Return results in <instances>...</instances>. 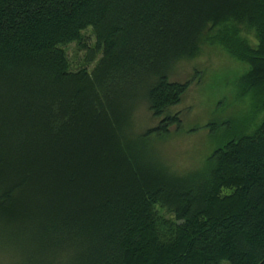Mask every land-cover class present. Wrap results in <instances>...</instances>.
Returning <instances> with one entry per match:
<instances>
[{
  "label": "trees",
  "instance_id": "obj_1",
  "mask_svg": "<svg viewBox=\"0 0 264 264\" xmlns=\"http://www.w3.org/2000/svg\"><path fill=\"white\" fill-rule=\"evenodd\" d=\"M205 37L264 111V0H0L2 264H264V121L185 173L146 150L181 128L169 73Z\"/></svg>",
  "mask_w": 264,
  "mask_h": 264
},
{
  "label": "rangeland",
  "instance_id": "obj_2",
  "mask_svg": "<svg viewBox=\"0 0 264 264\" xmlns=\"http://www.w3.org/2000/svg\"><path fill=\"white\" fill-rule=\"evenodd\" d=\"M209 37L202 40L197 56L178 62L169 73L172 82L189 83L182 102L169 111L181 117V128H172L166 141L153 138L146 148L148 153L150 148L156 150L164 162L180 173L198 168L229 139L243 131L251 133L264 121V111L255 106L251 94L240 86L239 80L248 65L232 58L220 44H210ZM83 38L84 44L96 45L91 29L83 32ZM65 50L72 69L84 65L86 51L79 44L72 43ZM97 60L89 69L95 67ZM134 118L130 132L136 136L159 123L147 107L140 108ZM2 259L0 253V264Z\"/></svg>",
  "mask_w": 264,
  "mask_h": 264
}]
</instances>
